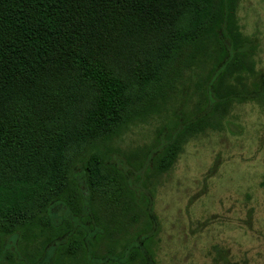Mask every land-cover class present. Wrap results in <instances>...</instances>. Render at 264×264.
Listing matches in <instances>:
<instances>
[{
	"label": "trees",
	"instance_id": "1",
	"mask_svg": "<svg viewBox=\"0 0 264 264\" xmlns=\"http://www.w3.org/2000/svg\"><path fill=\"white\" fill-rule=\"evenodd\" d=\"M236 3L0 0V264H96L87 242L116 241L119 230L126 245L147 230L138 184L150 192L191 135L223 128L235 101L264 110ZM192 67L204 69L196 116H175L152 164L147 150L125 153L131 176L108 162L99 144L160 112ZM127 252L124 264L143 262Z\"/></svg>",
	"mask_w": 264,
	"mask_h": 264
},
{
	"label": "rangeland",
	"instance_id": "2",
	"mask_svg": "<svg viewBox=\"0 0 264 264\" xmlns=\"http://www.w3.org/2000/svg\"><path fill=\"white\" fill-rule=\"evenodd\" d=\"M235 12L242 32L253 38L259 79L264 76V0H237ZM182 72L177 96L160 112L129 123L99 144L108 162L131 176L125 153L147 150V164H152L176 125L175 116L185 120L198 111L197 83L204 69ZM223 123L221 129L191 135L168 169L154 171L150 192L138 184L151 193L157 264H199L203 248L214 242L236 259L264 264V110L255 101H235Z\"/></svg>",
	"mask_w": 264,
	"mask_h": 264
},
{
	"label": "flooded vegetation",
	"instance_id": "3",
	"mask_svg": "<svg viewBox=\"0 0 264 264\" xmlns=\"http://www.w3.org/2000/svg\"><path fill=\"white\" fill-rule=\"evenodd\" d=\"M263 77H264L263 74L260 73V77H259L260 83H259V88L256 93L260 94L261 97L264 99V78ZM251 101L257 102L256 100H251ZM195 116L196 115H194L193 118ZM180 118L181 120L183 119L182 117ZM167 140L168 139H165L166 142ZM163 147L164 145H162V148ZM162 148L160 147L156 151L159 152ZM147 194L149 195V199H150V196H151L150 193H147ZM150 201L146 203V207L148 209L149 218L151 222L149 227L147 228V230L143 232L138 231V233L132 239H129L127 241L126 245H124L125 244L123 240L124 235L122 231H119V230L116 233L117 235L116 241L109 240L106 238V239H102L101 241L92 240L86 243L88 245L87 248L90 249L91 247H93L92 243L94 242L95 245L97 246V248L95 247L96 252H99L101 254V257H102L101 259L94 260L96 264H99L97 261L103 262L104 264H124L123 260H121V256H124V253L126 250L128 251L127 253L131 255L136 254V253H141L144 259H143V262L140 264H157V261L155 259L156 257L153 256V254L158 246V243H157L158 240L156 239L157 238L156 230H155L156 228L154 229L155 224H154L153 215L150 212ZM79 222L80 224H82L83 228H86L87 234L90 233L91 232L90 230L93 229L91 227L92 226L91 218H86L85 220H82V218L80 217ZM75 228H77V226ZM90 234L93 235L92 233ZM146 237H148V240L146 239ZM148 245L150 246V248L148 247ZM110 247L114 248L115 251L110 253L108 251ZM209 247L211 248H208V247L203 248V254H202V257H200L199 264H251L249 263V258L246 257L245 259H242V257H238L236 259V257L231 255V251L229 252L227 248L220 247V245L217 246L215 242ZM115 259L117 260L116 262H115ZM137 260H140V259L135 258L134 261H132V264H139ZM40 264H44L43 261Z\"/></svg>",
	"mask_w": 264,
	"mask_h": 264
}]
</instances>
